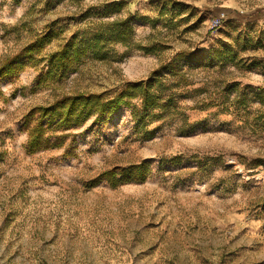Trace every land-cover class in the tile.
<instances>
[{
	"label": "rangeland",
	"instance_id": "obj_1",
	"mask_svg": "<svg viewBox=\"0 0 264 264\" xmlns=\"http://www.w3.org/2000/svg\"><path fill=\"white\" fill-rule=\"evenodd\" d=\"M263 14L264 0H0V65L37 44L0 80V264H264ZM120 21L126 44L110 40ZM141 81L152 106L139 94L50 124L64 144L26 151L35 107ZM143 161L144 181L90 185Z\"/></svg>",
	"mask_w": 264,
	"mask_h": 264
},
{
	"label": "trees",
	"instance_id": "obj_2",
	"mask_svg": "<svg viewBox=\"0 0 264 264\" xmlns=\"http://www.w3.org/2000/svg\"><path fill=\"white\" fill-rule=\"evenodd\" d=\"M116 23L118 24L117 30L110 40L128 43V27L121 30L122 25H125V23L123 21ZM78 42V37L74 36L62 48L53 52L49 57L48 72L53 69L58 61L66 58L71 50H75ZM135 46L147 50V52L154 50L139 44ZM36 47V43L31 44L19 54L5 60L0 65V80L18 74L25 65L22 57L34 51ZM158 71L155 70L154 73ZM151 84L152 81L130 82L117 92H112L111 90L100 93L78 92L64 95L48 106L35 107L26 115L23 126L28 132V139L25 145L26 151L32 154L42 149L59 147L64 144L66 134L58 135L53 140L47 136V126L50 124L54 123L55 128L58 130H67L84 124L93 115H98V118L102 119L113 114L120 107L129 105L131 100L139 94L143 95L144 103L152 106L154 97L149 92ZM2 95V90H0V98ZM36 115H38V118ZM149 170V164L145 161L118 171L117 169L107 170L91 180L90 185L95 186L102 181H108L115 187L120 182L144 181L148 176Z\"/></svg>",
	"mask_w": 264,
	"mask_h": 264
},
{
	"label": "crops",
	"instance_id": "obj_3",
	"mask_svg": "<svg viewBox=\"0 0 264 264\" xmlns=\"http://www.w3.org/2000/svg\"><path fill=\"white\" fill-rule=\"evenodd\" d=\"M263 16H264V14H263Z\"/></svg>",
	"mask_w": 264,
	"mask_h": 264
}]
</instances>
